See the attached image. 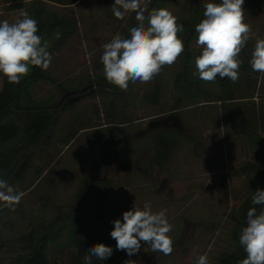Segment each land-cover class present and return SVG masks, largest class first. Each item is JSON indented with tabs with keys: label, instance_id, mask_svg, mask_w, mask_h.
Here are the masks:
<instances>
[{
	"label": "rangeland",
	"instance_id": "rangeland-1",
	"mask_svg": "<svg viewBox=\"0 0 264 264\" xmlns=\"http://www.w3.org/2000/svg\"><path fill=\"white\" fill-rule=\"evenodd\" d=\"M57 1L46 0L45 4L74 16L77 34L51 54L53 59L48 69L64 83V89L56 93L52 85L40 84L36 94L44 98L55 92L59 101L73 100L78 96L81 99L61 117L56 131V147L37 158L29 169L24 185L31 184L36 178L33 185L24 192L14 211L5 208L0 213V233L4 237L23 233L36 218L47 222L58 212L74 206L81 175L93 163L100 147L97 140L110 135L106 130L83 128L91 124L105 126L104 99L96 92L94 96L90 95L95 91L96 73L103 67L100 60L103 45L117 33L126 32L138 23L135 13L126 14L123 20L117 19L111 10L114 0H78L71 5ZM162 2L176 17L188 18L190 0ZM246 4L243 5L245 22L252 28L247 47L252 50L255 40L264 38V0H249ZM21 13L14 12L10 17L0 15V20L12 23L21 18ZM195 41L196 37L191 41L184 40V55L192 75L195 72V57L201 51ZM241 54L245 56L244 52ZM181 68L180 57L172 66L163 68L160 76L162 89L156 105L144 96L151 89L153 80L134 83L130 103L124 112L126 118L130 116L134 121L127 125L128 141H125L126 131L116 141L117 147L107 174L110 186L104 215L97 210L84 218L78 238L71 246H78V258L72 248L63 245L66 239L63 233L51 245L49 257L52 264H85L83 257L93 245L100 243L111 247L113 254L103 261L93 257L92 264H125L128 260L135 264H195L196 257L205 253L210 264L232 249L228 235L233 217L251 189L250 178L241 175L238 168L251 156V152L234 128L224 129L218 105H201L197 103L200 101L197 96L190 101L188 97L179 95L175 89V76ZM255 76L260 82L261 74ZM242 78L247 79V76L239 70V80L235 83L229 80L224 86L225 91L243 96L250 85ZM219 80L223 79L217 77L215 82L201 84L216 91ZM76 86L84 88V91L73 93L72 88ZM179 97L183 98L180 103L182 120L194 122L192 124H197V128L182 133V144L172 150L165 165L158 166L152 162L153 142L149 136L153 130L172 125L175 119L171 117V110L179 105ZM260 98L259 93L253 97L254 100ZM188 103L197 104L186 106ZM67 134H70L71 140L65 145L60 139ZM190 135H195L196 139L185 140ZM14 188L20 189L17 185ZM146 201L151 203L154 212L166 210L173 226L169 233L173 240L170 255L154 253L149 245L141 242L140 251L129 256L125 251L116 249V242L110 236L113 221H123L125 211L132 210L134 204L143 207ZM15 251L0 247V262L5 263Z\"/></svg>",
	"mask_w": 264,
	"mask_h": 264
},
{
	"label": "trees",
	"instance_id": "trees-1",
	"mask_svg": "<svg viewBox=\"0 0 264 264\" xmlns=\"http://www.w3.org/2000/svg\"><path fill=\"white\" fill-rule=\"evenodd\" d=\"M77 1L62 0V3L71 5ZM45 2L46 0H0V15L10 17L14 12H27L38 21L37 34L42 37V42L48 43V51L52 54V51L59 49L76 36L77 21L74 16L47 7ZM215 2L218 3L220 0ZM204 3L206 2L190 0L188 18L177 17L178 23L184 26V31L178 34L183 41H191L197 36L195 25L204 18ZM148 7L149 9L166 8L162 0H151ZM119 34L126 36L128 31ZM250 52L251 49L247 47L244 51L245 56L241 54L240 57L242 60L240 72L247 76V79L242 78V81L245 80L244 82H249L250 85L243 96H234L233 92L225 91L224 86L229 82L226 78L219 80V89L216 91L202 85L201 83L205 81L192 75L185 53L180 56L182 68L175 76V89L179 95L188 97L190 101L197 96L200 98L197 103L201 105H218L224 129L234 128L243 137L251 152V156L238 168L241 175L250 178L251 189L244 197L236 212L237 215L233 217V226L228 235L233 247L210 264H238L246 257L239 243V235L246 226L247 210L256 207L259 212L264 207L252 204L254 192L258 189L264 190V77L261 76L260 82L258 77L256 78L255 75L258 76L259 73L254 72L248 63ZM161 73L153 79L151 89L144 94L145 99L153 105L158 103L160 97ZM95 82V91L90 95L94 96L96 92L104 99L102 109L105 126L98 127L97 124H91L83 128L106 130L110 135L106 139L97 140L100 147L93 163L81 175L74 206L58 212L47 222L36 218L37 221L30 222L26 230L17 236L4 237L0 233V247L16 250L5 263L0 262V264H52L49 257L51 245L58 241L63 233L66 234L63 245L72 248L74 256L78 258V246H71L78 238L84 218L97 210L101 211L102 216L104 215L103 209L110 186L107 174L117 147L116 141L122 137L121 133H125L127 125L134 121L130 116L127 118L124 116L125 107L132 97L134 83H130L127 90L115 87L107 82L103 67L96 73ZM40 84L52 85L56 93L65 87L49 69L42 70L36 66H31L30 73L18 84L9 83L6 77L0 75V178L13 187L17 185L20 188L16 190L17 192H25L33 185L36 178L31 184L24 185L29 169L37 158L56 147V131L61 117L71 111L81 99V96H78L73 100L59 101L55 92L48 97L40 98L36 94V88ZM72 89V92L77 94L84 91L80 86ZM256 93L261 97L259 100L253 99ZM182 99L179 97L177 99L179 105L171 110V117L175 119L172 125L150 133L149 137L153 142L151 158L158 166L165 165L172 150L182 144V133L184 134L186 130L192 132L197 128V124H192L194 122L182 120L180 116ZM239 99L244 100L239 101ZM197 103H188L186 106ZM197 122H200V119H197ZM128 136L126 131V142ZM186 139L195 140L196 137L190 135L186 136ZM60 140L65 145L68 144L71 140L70 134ZM4 209L0 207V213H3ZM98 221L100 222L99 218Z\"/></svg>",
	"mask_w": 264,
	"mask_h": 264
},
{
	"label": "clouds",
	"instance_id": "clouds-1",
	"mask_svg": "<svg viewBox=\"0 0 264 264\" xmlns=\"http://www.w3.org/2000/svg\"><path fill=\"white\" fill-rule=\"evenodd\" d=\"M151 0H114L111 10L117 19L123 20L128 13H135L136 26L129 28L128 35L117 33L103 45L101 63L108 83L127 90L130 83H148L159 75L164 67L172 66L184 53V41L178 35L184 26L167 8H152ZM245 0H209L204 3V18L195 25L196 47L200 54L195 57V72L200 80L215 82L217 77L239 80L242 64L241 53L251 38V25L245 22ZM147 13V15H145ZM38 21L27 12L10 23L0 20V75L9 83H20L30 73L31 66L47 70L52 62L48 43L42 42L38 33ZM248 63L254 72L264 77V38L255 40L248 54ZM25 195L17 192L6 180L0 178V207L15 210ZM253 205L264 206V190H256ZM110 233L116 249L129 256L138 253L141 242L152 252L170 255L173 240L169 233L172 224L166 210L153 211L150 202L143 207L134 204L132 210L123 213V221H113ZM239 243L246 257L238 264H264V210L251 207L246 213V226L239 235ZM113 254V249L103 243L93 245L83 257L85 264H92L93 257L103 261ZM125 264H135L125 261ZM195 264H209L207 254L196 257Z\"/></svg>",
	"mask_w": 264,
	"mask_h": 264
},
{
	"label": "crops",
	"instance_id": "crops-1",
	"mask_svg": "<svg viewBox=\"0 0 264 264\" xmlns=\"http://www.w3.org/2000/svg\"><path fill=\"white\" fill-rule=\"evenodd\" d=\"M248 1H249V0H245V3H244V4L247 5L246 2H248Z\"/></svg>",
	"mask_w": 264,
	"mask_h": 264
}]
</instances>
